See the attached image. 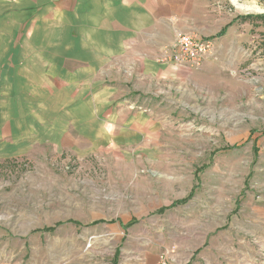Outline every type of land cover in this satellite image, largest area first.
<instances>
[{"label":"rangeland","instance_id":"374dc122","mask_svg":"<svg viewBox=\"0 0 264 264\" xmlns=\"http://www.w3.org/2000/svg\"><path fill=\"white\" fill-rule=\"evenodd\" d=\"M44 1L0 0L4 62ZM174 4L172 35L214 43L200 70L90 109L0 85V264H264V0Z\"/></svg>","mask_w":264,"mask_h":264},{"label":"crops","instance_id":"0c3cea01","mask_svg":"<svg viewBox=\"0 0 264 264\" xmlns=\"http://www.w3.org/2000/svg\"><path fill=\"white\" fill-rule=\"evenodd\" d=\"M52 2H42L48 6L42 9L40 23L35 20L43 40L35 37L26 41V37L14 46L16 53L6 62L0 58V65L6 63L0 74L7 73L0 77V85L11 84L13 74L26 77L29 88L50 90L52 85L74 91L69 96L76 104L90 109L93 103L105 104L121 97L114 83L123 87L124 82H136L145 88L178 78L181 66L156 61L174 37L171 11L176 9V0ZM31 28L34 31V25ZM21 98L27 99L23 93ZM13 128L6 127L5 133ZM173 258L175 264H182L179 253L174 252ZM156 260L132 264H157Z\"/></svg>","mask_w":264,"mask_h":264},{"label":"built area","instance_id":"2783aa9c","mask_svg":"<svg viewBox=\"0 0 264 264\" xmlns=\"http://www.w3.org/2000/svg\"><path fill=\"white\" fill-rule=\"evenodd\" d=\"M171 43L165 45L156 61L161 64H175L190 70H200L211 57L214 43L194 34L176 31ZM173 251H165L158 257L157 264H175Z\"/></svg>","mask_w":264,"mask_h":264},{"label":"trees","instance_id":"16d2710c","mask_svg":"<svg viewBox=\"0 0 264 264\" xmlns=\"http://www.w3.org/2000/svg\"><path fill=\"white\" fill-rule=\"evenodd\" d=\"M187 201H189V199L182 200V201H180L179 203L176 202V203H175V206H177L178 204L186 203ZM177 203H178V204H177ZM164 211H165V210H162L161 212H164Z\"/></svg>","mask_w":264,"mask_h":264}]
</instances>
